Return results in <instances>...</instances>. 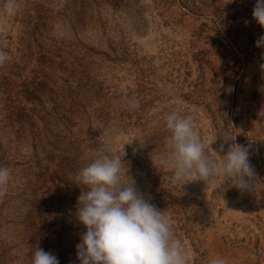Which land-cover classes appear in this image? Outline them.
Segmentation results:
<instances>
[{
	"label": "rangeland",
	"instance_id": "1",
	"mask_svg": "<svg viewBox=\"0 0 264 264\" xmlns=\"http://www.w3.org/2000/svg\"><path fill=\"white\" fill-rule=\"evenodd\" d=\"M256 0H17L0 11V264H32L37 247L79 264L75 174L119 155L138 191L164 211L187 264H264V35ZM4 0H0V9ZM138 100L134 108L129 101ZM192 118L217 161L223 139L249 148L254 189L228 178L181 185L164 117ZM224 143V150L220 145ZM124 183H130L127 176Z\"/></svg>",
	"mask_w": 264,
	"mask_h": 264
},
{
	"label": "clouds",
	"instance_id": "2",
	"mask_svg": "<svg viewBox=\"0 0 264 264\" xmlns=\"http://www.w3.org/2000/svg\"><path fill=\"white\" fill-rule=\"evenodd\" d=\"M0 11L14 16L17 0H4ZM252 17L264 28V0H256ZM255 46L264 49V35L257 38ZM7 59L8 53L0 49V64ZM260 68L264 70V63ZM129 103L134 108L139 107L138 100ZM258 116L264 118V108ZM164 120L169 133L165 140L170 155L161 158L158 164L173 170L174 182L183 186L190 182L228 178L232 187L241 192L254 189L256 172L248 147L226 136L224 143H232L217 161L206 155V144L196 134L191 117L173 110ZM224 143L220 151L224 150ZM124 165L119 155L101 151L75 174L76 182L85 188L77 198L75 212L78 224L85 229L76 245L79 264H187L183 244L174 236L164 211L138 191ZM124 176L131 182L124 183ZM10 180V169L0 166V197L6 195ZM32 264H59V259L52 251L37 247ZM208 264H225V261L216 258Z\"/></svg>",
	"mask_w": 264,
	"mask_h": 264
}]
</instances>
